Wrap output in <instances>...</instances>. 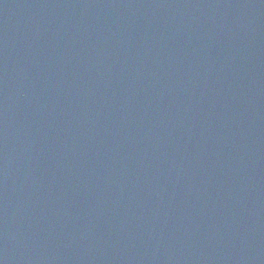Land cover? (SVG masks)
<instances>
[{
	"label": "water",
	"instance_id": "water-1",
	"mask_svg": "<svg viewBox=\"0 0 264 264\" xmlns=\"http://www.w3.org/2000/svg\"><path fill=\"white\" fill-rule=\"evenodd\" d=\"M0 264H264V0H0Z\"/></svg>",
	"mask_w": 264,
	"mask_h": 264
}]
</instances>
